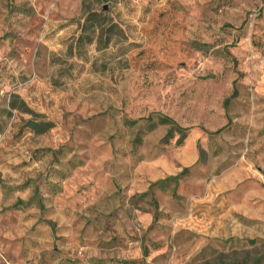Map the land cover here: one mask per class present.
<instances>
[{
    "label": "rangeland",
    "instance_id": "374dc122",
    "mask_svg": "<svg viewBox=\"0 0 264 264\" xmlns=\"http://www.w3.org/2000/svg\"><path fill=\"white\" fill-rule=\"evenodd\" d=\"M0 122V264H264V0H0Z\"/></svg>",
    "mask_w": 264,
    "mask_h": 264
},
{
    "label": "trees",
    "instance_id": "16d2710c",
    "mask_svg": "<svg viewBox=\"0 0 264 264\" xmlns=\"http://www.w3.org/2000/svg\"><path fill=\"white\" fill-rule=\"evenodd\" d=\"M91 15H93L94 18H97V17H100L101 14H99L97 12H92ZM86 20H88V17H86ZM89 40H90V38H89ZM107 42H108V38L105 39L104 45L107 44ZM98 43H99V40H98ZM235 94H236V91L233 90L232 93L224 100V106L227 105L229 99L231 97H234ZM10 107L12 109H15V108H19V105H17V103L14 101V102L10 103ZM5 113L10 114V111L7 110V111H5ZM28 122H29L30 127L36 133L46 132L47 130H49L53 126L52 122L48 121V120L41 121V120H35V119L32 118V119L28 120ZM157 123L168 125V129L166 130V132H165V134H164V136L162 138V141L165 142V143L169 142V140L174 136V131H178L180 133V136L176 140L177 143H180L186 136L187 128H183V127L179 126L169 116L159 115V117L157 119ZM0 128H1V122H0ZM216 131H219V130H216ZM187 171H188V168L187 167H183L178 174H176L174 176H167V177H165V179H175V180H177L182 175H184ZM154 183H156V182H153V183L149 184L148 190L151 189V187L153 186ZM176 183H175V185H176ZM155 216L156 215H154V218H155ZM224 264H233V263H224Z\"/></svg>",
    "mask_w": 264,
    "mask_h": 264
}]
</instances>
